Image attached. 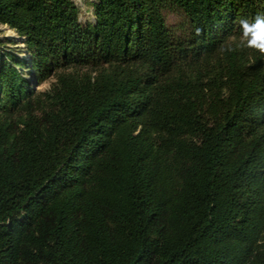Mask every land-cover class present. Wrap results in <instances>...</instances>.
<instances>
[{"label": "trees", "instance_id": "trees-1", "mask_svg": "<svg viewBox=\"0 0 264 264\" xmlns=\"http://www.w3.org/2000/svg\"><path fill=\"white\" fill-rule=\"evenodd\" d=\"M94 8L0 0V264H264V0Z\"/></svg>", "mask_w": 264, "mask_h": 264}, {"label": "rangeland", "instance_id": "rangeland-1", "mask_svg": "<svg viewBox=\"0 0 264 264\" xmlns=\"http://www.w3.org/2000/svg\"><path fill=\"white\" fill-rule=\"evenodd\" d=\"M76 6L80 9V21L84 24L94 23L95 15H94V5L97 3V0H73ZM166 21L169 27L177 33L178 35L183 34L186 25V18L180 12L175 11H167L165 13ZM0 41L2 44L0 45L1 50L6 53H12L18 55L20 58L29 61L31 59L30 54L28 53L24 39L19 37L18 34L11 30L8 26L0 24ZM22 74L35 86V78L33 77L32 69H24L20 70ZM55 82V78H50L45 83L35 86V88L40 91H48L51 89Z\"/></svg>", "mask_w": 264, "mask_h": 264}, {"label": "clouds", "instance_id": "clouds-1", "mask_svg": "<svg viewBox=\"0 0 264 264\" xmlns=\"http://www.w3.org/2000/svg\"><path fill=\"white\" fill-rule=\"evenodd\" d=\"M200 34V30H196ZM238 47L248 49L250 52L264 57V14H257L252 20L241 18L239 20ZM222 51L232 52L234 48L223 49Z\"/></svg>", "mask_w": 264, "mask_h": 264}]
</instances>
